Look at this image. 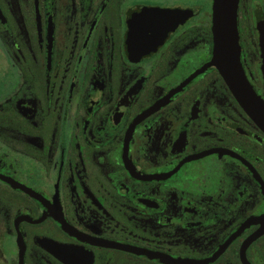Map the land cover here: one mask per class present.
<instances>
[{
    "label": "flooded vegetation",
    "instance_id": "af4514ba",
    "mask_svg": "<svg viewBox=\"0 0 264 264\" xmlns=\"http://www.w3.org/2000/svg\"><path fill=\"white\" fill-rule=\"evenodd\" d=\"M212 2L0 0V264H264V129ZM235 27L264 107V0Z\"/></svg>",
    "mask_w": 264,
    "mask_h": 264
},
{
    "label": "water",
    "instance_id": "95a60500",
    "mask_svg": "<svg viewBox=\"0 0 264 264\" xmlns=\"http://www.w3.org/2000/svg\"><path fill=\"white\" fill-rule=\"evenodd\" d=\"M237 0H213L212 33L214 52L212 62L216 63L239 99L246 105L264 129V107L254 93L241 82L243 75L238 63L237 34L235 27V11ZM242 76V77H241ZM249 88V86H248Z\"/></svg>",
    "mask_w": 264,
    "mask_h": 264
},
{
    "label": "rangeland",
    "instance_id": "374dc122",
    "mask_svg": "<svg viewBox=\"0 0 264 264\" xmlns=\"http://www.w3.org/2000/svg\"><path fill=\"white\" fill-rule=\"evenodd\" d=\"M1 260V259H0Z\"/></svg>",
    "mask_w": 264,
    "mask_h": 264
}]
</instances>
